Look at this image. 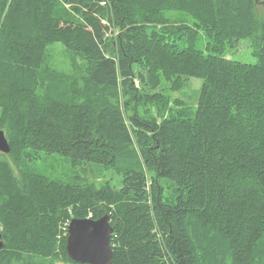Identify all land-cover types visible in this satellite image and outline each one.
Instances as JSON below:
<instances>
[{
  "label": "trees",
  "instance_id": "1",
  "mask_svg": "<svg viewBox=\"0 0 264 264\" xmlns=\"http://www.w3.org/2000/svg\"><path fill=\"white\" fill-rule=\"evenodd\" d=\"M0 131V264H77L63 223L104 215L111 264H264V0H0ZM55 154L120 188L33 170Z\"/></svg>",
  "mask_w": 264,
  "mask_h": 264
},
{
  "label": "rangeland",
  "instance_id": "2",
  "mask_svg": "<svg viewBox=\"0 0 264 264\" xmlns=\"http://www.w3.org/2000/svg\"><path fill=\"white\" fill-rule=\"evenodd\" d=\"M117 35V32H115ZM61 45L57 44L52 53V67L55 71L61 74L72 75L74 72L71 62L67 57V53L61 49ZM226 59H232L246 64H255L256 59L252 56V47L249 40L240 41L236 44L234 49L226 51ZM138 87V83H134ZM201 85V81L191 79L188 81V88L185 89V96L181 97L180 94H171L172 97H181L184 100H190ZM116 100L122 102L124 100L122 94L119 92L116 96ZM121 110L124 115L131 114V112L121 106ZM33 170L43 175L56 179L65 183H76L79 185L101 187L103 183L108 182L112 187L120 188L121 176L115 171L106 170L101 165L94 163H83L73 166L70 159L64 158L59 155L45 156L41 155V158L33 164Z\"/></svg>",
  "mask_w": 264,
  "mask_h": 264
},
{
  "label": "water",
  "instance_id": "3",
  "mask_svg": "<svg viewBox=\"0 0 264 264\" xmlns=\"http://www.w3.org/2000/svg\"><path fill=\"white\" fill-rule=\"evenodd\" d=\"M0 153L8 154L9 146L0 131ZM113 229L108 215L100 219H71L68 226L65 252L77 264H111ZM0 234V249L3 247Z\"/></svg>",
  "mask_w": 264,
  "mask_h": 264
},
{
  "label": "built area",
  "instance_id": "4",
  "mask_svg": "<svg viewBox=\"0 0 264 264\" xmlns=\"http://www.w3.org/2000/svg\"><path fill=\"white\" fill-rule=\"evenodd\" d=\"M68 226H69V220L65 221L61 227V231H62V236H67L68 233Z\"/></svg>",
  "mask_w": 264,
  "mask_h": 264
},
{
  "label": "bare ground",
  "instance_id": "5",
  "mask_svg": "<svg viewBox=\"0 0 264 264\" xmlns=\"http://www.w3.org/2000/svg\"><path fill=\"white\" fill-rule=\"evenodd\" d=\"M55 155H56V154H55ZM173 194H174V193H173ZM170 199H171V198H170ZM172 199H173V197H172ZM172 199H171V200H172ZM165 200H166V199H165ZM165 200H164V201H165ZM162 201H163V200H162ZM168 203H169V202H168ZM112 228H113V227H112ZM195 236H196V235H195ZM195 236H194V237H195ZM196 237H197V236H196ZM156 238H157V237H156ZM158 240H159V239H158Z\"/></svg>",
  "mask_w": 264,
  "mask_h": 264
}]
</instances>
